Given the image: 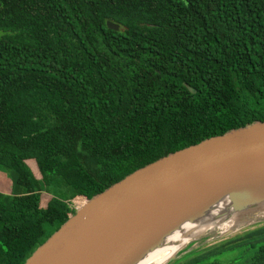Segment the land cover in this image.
Wrapping results in <instances>:
<instances>
[{
	"label": "trees",
	"instance_id": "trees-1",
	"mask_svg": "<svg viewBox=\"0 0 264 264\" xmlns=\"http://www.w3.org/2000/svg\"><path fill=\"white\" fill-rule=\"evenodd\" d=\"M0 30V264L73 199L264 121V0H0ZM175 258L264 264V222Z\"/></svg>",
	"mask_w": 264,
	"mask_h": 264
},
{
	"label": "water",
	"instance_id": "water-1",
	"mask_svg": "<svg viewBox=\"0 0 264 264\" xmlns=\"http://www.w3.org/2000/svg\"><path fill=\"white\" fill-rule=\"evenodd\" d=\"M106 26L119 29L111 20ZM223 197L245 211L264 201V121L168 153L85 198L24 264H135L167 234ZM254 213L244 216L238 228L214 237L224 239L261 222Z\"/></svg>",
	"mask_w": 264,
	"mask_h": 264
},
{
	"label": "bare ground",
	"instance_id": "bare-ground-1",
	"mask_svg": "<svg viewBox=\"0 0 264 264\" xmlns=\"http://www.w3.org/2000/svg\"><path fill=\"white\" fill-rule=\"evenodd\" d=\"M245 210L237 209L230 199L223 197L167 234L160 244L141 256L135 264H164L184 249L197 246L217 234L238 228V222L246 219L244 216L247 217L251 212H257L254 213L256 214L254 219L264 218V201L255 208Z\"/></svg>",
	"mask_w": 264,
	"mask_h": 264
},
{
	"label": "rangeland",
	"instance_id": "rangeland-1",
	"mask_svg": "<svg viewBox=\"0 0 264 264\" xmlns=\"http://www.w3.org/2000/svg\"><path fill=\"white\" fill-rule=\"evenodd\" d=\"M5 32H3L2 30H0V35H3ZM28 164L32 167V170L34 171V174L38 177L39 176V173L36 171V169L34 168L35 164L33 163V161H28ZM30 167V168H31ZM0 176H4V173L0 171ZM6 178V177H4ZM5 180V179H4ZM3 191H8L7 187L5 189H3ZM46 194V193H45ZM48 195V194H46ZM85 202V198L81 197V198H77V199H73L72 200V204H74V207L75 206H81L83 203ZM264 222V218H262L261 222H257L255 224H260V223H263ZM254 223L253 224H250V225H247L245 227H251L253 225H255ZM244 227V228H245ZM244 228H241L233 233H231L230 235H227L224 237V239L226 238H229L231 236H234L236 234H238L239 232H241V230H243ZM220 240L222 239H219V237H213V238H209L207 239L206 241H204L203 243H200V245H205V246H208V245H215L217 243L220 242Z\"/></svg>",
	"mask_w": 264,
	"mask_h": 264
},
{
	"label": "built area",
	"instance_id": "built-area-1",
	"mask_svg": "<svg viewBox=\"0 0 264 264\" xmlns=\"http://www.w3.org/2000/svg\"><path fill=\"white\" fill-rule=\"evenodd\" d=\"M72 207L76 210V208H78L79 206H75L74 207V204H72ZM71 215V214H70Z\"/></svg>",
	"mask_w": 264,
	"mask_h": 264
}]
</instances>
